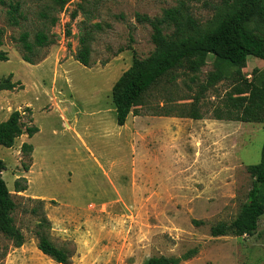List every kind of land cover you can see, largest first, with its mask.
Listing matches in <instances>:
<instances>
[{
	"label": "rangeland",
	"instance_id": "1",
	"mask_svg": "<svg viewBox=\"0 0 264 264\" xmlns=\"http://www.w3.org/2000/svg\"><path fill=\"white\" fill-rule=\"evenodd\" d=\"M181 2L205 31L226 0H72L62 10L50 0H0L9 58L0 61V82L13 74L11 81L21 83L0 91V123L20 111L26 125L40 129L32 138L21 136L11 149L0 146L3 178L20 203L15 218L28 244L37 241L38 218L24 211L35 204L21 196L45 200L58 218L93 240L94 249L106 254L100 264H146L154 256L180 257L193 249L197 255L181 264H264V216L252 237L211 236L212 226L234 221L246 202L252 183L247 168L259 163L264 142L261 123L215 118L229 116L226 100L242 77L263 81V60L249 57L241 75L225 66L226 79L202 98L204 119L131 115L123 127L116 121L113 86L135 56L143 59L154 51L152 28L136 15L162 17ZM12 6L19 7L17 26L10 23ZM43 12L58 18L55 27L43 23ZM85 20L104 26L91 43L90 68L75 59ZM39 30L54 34L56 43L29 54L21 36L28 33L33 42ZM25 54L36 65L26 63ZM215 70L209 55L197 75L175 84L161 81L147 93L141 113L181 115L183 104ZM24 143L33 146L32 153L22 149ZM21 177L28 179V190L17 194ZM54 240L59 246L72 243L74 264L86 260L79 261L74 240ZM11 248L0 233V264L7 263ZM31 262L49 264L34 256Z\"/></svg>",
	"mask_w": 264,
	"mask_h": 264
},
{
	"label": "trees",
	"instance_id": "2",
	"mask_svg": "<svg viewBox=\"0 0 264 264\" xmlns=\"http://www.w3.org/2000/svg\"><path fill=\"white\" fill-rule=\"evenodd\" d=\"M50 1L62 10L72 0ZM18 12V6H12L9 10L10 23L13 26L19 23ZM76 15L73 14V19ZM40 18L50 28L55 27L58 22V18L51 17V14L46 12L41 13ZM136 18L140 24H147L152 28L151 41L154 51L143 59L135 56L131 67L112 88V106L120 127L126 125L131 115L204 119L201 112L202 98L210 88L226 79L225 66L235 69L236 73L241 75L248 65L249 57L264 61V0H226L205 31L199 28L186 2L165 10L162 17L152 18L137 14ZM103 31L104 26L101 23L90 24L87 20L83 22L81 48L77 51L75 59L84 67L92 66L91 43L96 35ZM66 35L71 36V32L67 31ZM28 39L29 34L26 33L21 36L20 41L24 51L29 54L56 43L55 35H50L46 30H39L33 42ZM3 46L4 31L0 29V61H8V54L3 50ZM209 55L215 57L216 70L209 74L205 84H200L192 101L183 104L185 107L181 115L141 113L146 106V95L152 87L163 80L175 84L184 76L197 75L207 64ZM23 60L36 65L28 54L23 56ZM12 77L13 74L4 82H0V91H13L21 85L20 82H12ZM190 79L195 81L194 77ZM242 81V84H237L228 94L225 106L229 116L217 115L215 119L264 125V79L257 82L255 79L242 77ZM39 131L37 126H28L23 122L22 112L14 111L6 121L0 123V146L11 149L21 136L32 138ZM22 149L25 152H33L31 144L24 143ZM24 169L27 172L30 170L28 166ZM247 169L252 183L246 202L241 206L234 221L221 222L211 227L212 237H252L256 234L260 219L264 216V142L259 163L250 165ZM5 170L6 164L0 159V233L11 242L12 247L20 248L26 242V235L21 227L17 226L15 218L20 203L14 198L3 178ZM27 190L28 179L18 178L15 182V192L19 194ZM21 199L35 204L31 210L24 211H29L38 218L34 233L38 249L57 263L74 264L75 249L68 247L72 243L65 242L63 246H59L52 236L53 226L45 210V200L22 196ZM193 223L199 224L197 221ZM197 253L198 251L193 249L180 257L154 256L148 259L146 264H181L194 258Z\"/></svg>",
	"mask_w": 264,
	"mask_h": 264
},
{
	"label": "crops",
	"instance_id": "3",
	"mask_svg": "<svg viewBox=\"0 0 264 264\" xmlns=\"http://www.w3.org/2000/svg\"><path fill=\"white\" fill-rule=\"evenodd\" d=\"M158 118H163V117H158ZM165 118H168V117H165ZM133 141L134 140L130 141V143H129L131 147L133 146V143H132ZM130 170H132V166L128 170L129 173H130ZM115 173H113V175H115ZM114 189L117 190L115 184H112V190H114ZM47 204H48V202H47ZM92 204L95 205V203H93V202H92ZM69 206L72 207V204H66L67 209H69ZM88 206H89V204H87L85 207H88ZM45 210H46V213H47L50 221L52 222V226H53L52 236H53V238L62 236L63 240H66V239L74 240V242L76 243L77 248H78L77 256H79V255L81 256L79 261L82 259H86L84 262H81V261L75 262V264H92V260L98 261V263L95 262V264L96 263L100 264L102 261H104L106 254H104L103 250L94 249V247L92 245L93 240L87 239V237H85V234H82L81 232L79 233V230H77V228L74 230L72 228L74 226L72 224L67 223L66 219L58 218L56 216V212H53V210L48 205H46ZM58 229H59V231H61V230L64 232L68 231L69 232L68 238H66V236H64V234H65L64 232H59ZM89 241L91 244H89ZM85 243H87L86 244L87 246L85 245ZM33 256L34 257H42L43 259H46V261L49 264H61V263L55 262L51 258L44 255L38 249L37 241H34L33 244H28L27 242H25V244L20 248H13L12 247L10 249V253H9L8 258H7L6 264H33L31 262V259L33 258ZM73 260H75L74 257H73ZM73 263H74V261H73Z\"/></svg>",
	"mask_w": 264,
	"mask_h": 264
}]
</instances>
